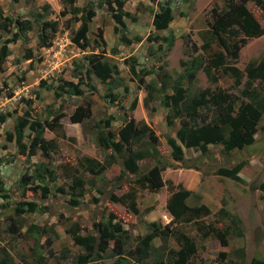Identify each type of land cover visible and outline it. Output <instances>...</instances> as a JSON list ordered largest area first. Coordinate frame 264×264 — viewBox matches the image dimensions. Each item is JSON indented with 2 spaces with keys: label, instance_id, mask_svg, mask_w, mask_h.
Returning a JSON list of instances; mask_svg holds the SVG:
<instances>
[{
  "label": "rangeland",
  "instance_id": "rangeland-1",
  "mask_svg": "<svg viewBox=\"0 0 264 264\" xmlns=\"http://www.w3.org/2000/svg\"><path fill=\"white\" fill-rule=\"evenodd\" d=\"M93 1L97 13L88 33L92 47L82 50L71 39V28H79L80 22L72 13H63L70 6H66L62 0H0L6 16H21L23 20L33 23V28L25 37L10 44L12 53L3 64L4 69L0 70V116L7 117L5 122L0 120V187L9 195L8 198L0 197V250L5 249L11 255L13 264H77L78 257L86 251L68 230L75 227L81 235L91 234L98 238L96 223L106 222L111 214L117 216L129 231L132 236L130 245L135 246L140 236L151 231L153 222L162 228L172 222L167 202L171 193L182 184L199 195L188 200L191 205L203 203L211 209V214L204 218L202 224L214 223L224 228L230 222L223 211L227 210L239 218V230L242 232L241 235L232 234L228 245H222L212 236L203 237L196 223L174 224L180 232L194 237L197 243V253L189 264H214L221 252L234 257L233 252L238 248L245 249V264H250L254 257L264 259V115L255 142L228 154L223 151L222 145H211L210 152L205 155L198 150L184 148V161L176 162L167 142L169 134L175 135L179 119H176L174 126H168L166 122L170 109L162 104V78L166 75L171 77L170 86L172 80L184 72L182 61H190L204 52L201 46L212 38V9L215 6L224 9L227 0H171L174 20L165 30H156L153 25L154 14L159 9L156 2L128 0L124 8L135 17V20L126 17L129 37L134 40L132 43L119 40L114 32V18L107 5L99 0ZM86 3L87 0H77L75 4L82 7ZM47 4L52 11L47 18L59 20L60 26L52 45L40 47L35 18L38 13L45 12ZM248 7L264 24V13L260 8L254 2H250ZM171 31L175 34V41L170 50H166L164 43L152 39L156 35H169ZM100 32H103L107 42L105 45L100 40ZM2 36L6 38L11 35L2 33ZM136 36L142 40L136 41ZM114 48H117V52L113 51ZM213 48L221 49L217 42L213 43ZM27 50L32 51V58L27 57ZM91 53L101 54L118 67L119 73L111 82L103 83L92 74V86L82 84L83 95L66 93L59 98L54 91L40 85L42 80L55 85L62 84L63 80L79 82V77L85 71L87 56ZM263 57L264 35L250 39L241 49L239 58L230 62L244 70L249 62L259 61ZM132 62H136L139 70L151 71L146 76L148 82H157L156 97L149 105L145 104L147 89L130 71ZM218 72L215 73L219 78L217 82L202 70L195 80L186 81L191 94L205 88H223L239 94L234 79ZM110 87L119 97L117 102L109 97ZM134 100H138V105L136 109H131ZM28 113L31 119L43 122L53 121L62 113L60 123L64 129L52 131L47 128L45 131L46 139H53L57 144L49 160L41 150H37L28 161L27 156L19 152L16 142L8 140V133L15 131L18 117ZM129 115H133L137 121L147 122L159 136L163 160L160 166L166 184L157 191L137 187L133 182L136 177L131 174L122 177L120 162L98 177L86 172L81 164L86 156L104 161L110 152L97 143L96 122L115 116L112 129L119 131ZM29 135L30 131L27 130L24 139L27 144L30 143ZM242 160L247 162L240 173L244 182L216 174L219 167H233ZM35 162H49L58 172V179L51 182V192L46 198L42 197L41 189L34 192L28 187L20 188V180L24 174L33 171ZM154 164L152 159L142 161L141 172ZM76 172L82 174L87 183L79 204H71L73 196L69 190L71 179L68 176ZM92 178H95V184L91 183ZM36 184L42 182L37 181ZM133 186L137 188L139 213L111 199V194L122 195ZM22 200H36L40 206L46 205L47 209L18 216L16 206ZM13 219L21 226L20 233L8 231L7 227ZM32 224L46 227L48 233L44 236L33 233L30 230ZM49 236L53 239L51 246L46 241ZM155 244L160 246L162 241L157 238ZM169 246L180 248L174 237L170 238ZM110 253L111 249L97 251L86 264H111L114 259L109 256ZM41 257L46 258L45 263H42ZM153 259H147L145 264H153Z\"/></svg>",
  "mask_w": 264,
  "mask_h": 264
},
{
  "label": "trees",
  "instance_id": "trees-1",
  "mask_svg": "<svg viewBox=\"0 0 264 264\" xmlns=\"http://www.w3.org/2000/svg\"><path fill=\"white\" fill-rule=\"evenodd\" d=\"M77 0H62L69 5L63 13H72L76 21L80 22L79 28H71V39L82 50L92 47V40L88 33L90 23L96 16V9L93 0H87L86 5L77 6ZM101 4L107 5L114 18V32L120 41L132 43L134 40L129 37L126 17L132 16L131 12L125 10L128 0H99ZM156 2L159 9L155 12L153 25L156 30L169 28L174 20V11L171 7V0ZM189 1V0H186ZM254 4L264 13V0H227L224 9L215 6L212 9V20L210 22L212 38L206 40L201 46L204 51L200 56H196L190 61H182L184 72L176 76L169 86L171 77L164 76L161 81L160 92H162V104L170 109L166 114L168 126H174L176 119H179V126L175 135L169 134L167 142L171 147L172 158L176 162H182L185 158L184 148L195 149L205 155L210 152L211 145H222L223 151L228 154L234 150H242L252 145L256 140V134L260 130V121L264 115V57L259 61L249 62L244 70L233 65L230 60L235 61L240 56L241 49L252 38L264 35V24L249 9L248 4ZM44 13H38L35 22L38 26L39 46L49 47L53 43L54 35L59 30L60 21L48 19L52 13L51 6H45ZM21 16H6L0 6V70H3L5 60L11 55L10 44L20 38L33 28V23L23 20ZM69 28L71 26H68ZM16 29L14 32L13 30ZM2 33H10L11 36L4 38ZM100 40L103 45L107 44L103 32H100ZM136 41H141L140 36L135 37ZM151 39V38H150ZM153 40H157L166 45V50L173 47L175 34L173 31L169 35H156ZM217 42L221 49L214 50L213 43ZM117 52V48H114ZM27 57L32 58L31 50H27ZM84 74L79 77V82L63 80L62 84H47L41 81V86L54 91L57 98L64 94L76 96L85 93L82 84L91 87V75L95 74L103 83H109L114 76L119 73L115 64H111L101 54L91 53L87 56L84 66ZM202 70L214 82L219 80L216 72L222 75H230L234 79V86L239 90V94L225 90L223 88H205L191 94L186 81L192 82L196 79L198 72ZM131 73L138 79L140 85L147 89L148 95L145 104L156 97L157 82H148L146 76L151 73L149 70H139L136 62L130 64ZM245 78V80H244ZM156 83V84H155ZM109 97L113 102H117L118 95L110 87ZM12 96V94H11ZM138 100H134L131 109H136ZM62 113L58 114L53 121H40L31 119L29 113L18 117L15 123V131L8 133V140L15 141L19 152L27 156L28 161L41 150L46 159L51 158V152L57 148L56 142L45 137V131L49 128L52 131L63 130L60 123ZM6 116L1 115L0 120L5 122ZM115 116H109L96 122L97 143L100 147L110 150L104 161L93 157H84L81 161L86 172L94 177L102 175L112 165L121 164V176L128 174L135 176L134 184L138 187L157 191L164 187L166 181L162 175L163 164L159 150V136L155 134L151 126L145 121H137L133 115H129L119 131L112 129ZM30 131V143L25 142L26 131ZM121 158V160H120ZM152 159L155 164L145 172H141V162ZM0 161L2 158L0 157ZM246 160H242L233 167L221 166L216 174L233 180L244 182L240 173L246 165ZM33 171L27 172L20 180V188L23 186L34 190L41 189L43 198L49 196L51 192L50 184L58 179V172L49 162L33 163ZM71 179L69 190L72 198L71 204H79L80 197L85 194L86 178L79 173H70ZM42 182V184H36ZM95 184V178L90 179ZM169 183H172L169 180ZM133 186L131 190L122 195L111 194V199L125 205L130 211L139 213L137 188ZM63 189V188H61ZM37 192V191H36ZM25 194V192H23ZM199 197L190 189L179 184V188L173 191L167 202V210L172 216V222L164 228L153 222L151 231L139 237L135 246H131V234L124 228L114 214L104 222L99 221L96 227L99 232L98 238L95 235H81L78 228L72 227L68 232L85 249V254L78 257L79 263L86 264L97 251L106 252L111 249L109 256L113 258L111 264H145L147 259L153 257V264H189L192 256L197 253V243L194 237L185 232H180L174 224L196 223L198 230L203 237H214L222 245H228L230 236L241 235L239 230L240 220L227 210H223L229 217V224L220 228L214 223L202 224L204 218L211 214V209L206 204L191 205L188 200L191 197ZM0 197L8 198L5 189L0 187ZM41 208L36 200H22L16 206L18 216L25 213L40 211ZM11 233H20L21 226L12 220L7 227ZM30 230L44 236L48 233L46 227L32 224ZM174 237L180 244L176 249L169 246L170 238ZM159 238L162 241L160 246H156L155 241ZM48 246L52 245L53 239L49 236L46 240ZM38 243V242H37ZM113 243V244H112ZM112 245V246H111ZM234 257L227 252H221L218 261L214 264H245V249L238 248L233 252ZM42 263L46 262L45 257H41ZM13 258L5 250H0V264H13ZM250 264H264V259L254 257Z\"/></svg>",
  "mask_w": 264,
  "mask_h": 264
}]
</instances>
